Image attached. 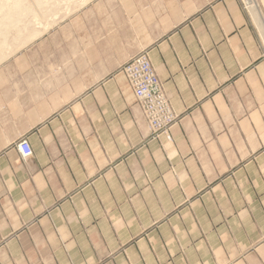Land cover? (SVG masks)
Listing matches in <instances>:
<instances>
[{
	"label": "crops",
	"instance_id": "1",
	"mask_svg": "<svg viewBox=\"0 0 264 264\" xmlns=\"http://www.w3.org/2000/svg\"><path fill=\"white\" fill-rule=\"evenodd\" d=\"M9 1L0 264H264V48L241 1L37 0L29 30ZM142 51L178 115L158 137L124 71Z\"/></svg>",
	"mask_w": 264,
	"mask_h": 264
},
{
	"label": "built area",
	"instance_id": "2",
	"mask_svg": "<svg viewBox=\"0 0 264 264\" xmlns=\"http://www.w3.org/2000/svg\"><path fill=\"white\" fill-rule=\"evenodd\" d=\"M240 1L243 8L250 13L249 8L253 0ZM260 37L264 48V37L261 33ZM124 71L153 136L158 137L160 134L169 131L178 121V115L162 87L148 53L142 51L134 56L125 64ZM17 149L23 158H29L33 155L32 146L27 139L19 141Z\"/></svg>",
	"mask_w": 264,
	"mask_h": 264
},
{
	"label": "rangeland",
	"instance_id": "3",
	"mask_svg": "<svg viewBox=\"0 0 264 264\" xmlns=\"http://www.w3.org/2000/svg\"><path fill=\"white\" fill-rule=\"evenodd\" d=\"M40 1V0H38ZM257 1V5H259V10L261 12V14L263 15L264 18V0H256ZM37 0H10L9 3L6 4H10L11 7H9V9H7L8 11L13 12L12 14L15 13V8L18 7V11L20 13L19 16H23V20L13 23L14 26L21 24L22 26H24V30H29V28H31L34 25V22L32 20V14L35 11V6H36ZM45 10H51L52 9V4L50 2H44L43 3ZM4 4L0 3V6H2ZM6 10H3L0 12V17L3 16L5 14ZM6 12V13H7ZM16 24V25H15ZM262 35V34H261Z\"/></svg>",
	"mask_w": 264,
	"mask_h": 264
},
{
	"label": "bare ground",
	"instance_id": "4",
	"mask_svg": "<svg viewBox=\"0 0 264 264\" xmlns=\"http://www.w3.org/2000/svg\"><path fill=\"white\" fill-rule=\"evenodd\" d=\"M259 5H257V1L253 0V3L250 5V13L252 15V18L254 19L255 23L258 26V29L260 30V33L264 37V18L259 10ZM258 30V31H259Z\"/></svg>",
	"mask_w": 264,
	"mask_h": 264
}]
</instances>
